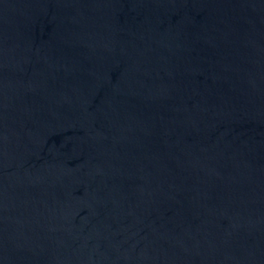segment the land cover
<instances>
[{"label": "water", "instance_id": "water-1", "mask_svg": "<svg viewBox=\"0 0 264 264\" xmlns=\"http://www.w3.org/2000/svg\"><path fill=\"white\" fill-rule=\"evenodd\" d=\"M0 264H264V0H0Z\"/></svg>", "mask_w": 264, "mask_h": 264}]
</instances>
